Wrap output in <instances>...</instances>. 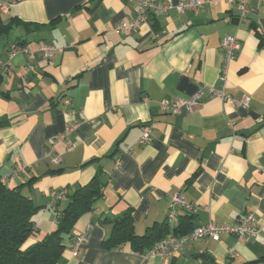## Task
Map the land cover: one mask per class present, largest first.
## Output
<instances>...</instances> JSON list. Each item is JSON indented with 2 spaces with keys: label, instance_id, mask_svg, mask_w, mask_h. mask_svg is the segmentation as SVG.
I'll return each mask as SVG.
<instances>
[{
  "label": "crops",
  "instance_id": "1",
  "mask_svg": "<svg viewBox=\"0 0 264 264\" xmlns=\"http://www.w3.org/2000/svg\"><path fill=\"white\" fill-rule=\"evenodd\" d=\"M1 1L10 4L0 13L2 24H10L0 35V62L10 74L0 69V119L8 121L0 129V176L9 187L35 178L22 192L46 207L33 218L35 231L22 249L54 227L49 195L88 183L100 167L107 177L103 197L77 220L57 264H161L147 262L128 243L103 247L110 233L103 221L128 209L139 236L162 223L172 228L186 214L194 229L211 222L234 226L251 212L261 225L256 237L198 239L173 258L178 264H264V0H249L241 23L226 0H201L197 12L182 13L178 5L185 0H157L174 8L154 19L155 29L148 22L135 33L115 28L136 16L126 0ZM225 37L240 46L227 68ZM12 43L30 54L9 61ZM39 43L61 51L43 62ZM199 89L194 112L160 111V101L188 99ZM210 89L247 96L249 106L225 104ZM145 125L149 141L136 145ZM174 196L195 211L178 208L169 220Z\"/></svg>",
  "mask_w": 264,
  "mask_h": 264
},
{
  "label": "trees",
  "instance_id": "2",
  "mask_svg": "<svg viewBox=\"0 0 264 264\" xmlns=\"http://www.w3.org/2000/svg\"><path fill=\"white\" fill-rule=\"evenodd\" d=\"M149 22L155 29L154 19ZM9 26L10 24L3 25L0 18V35L6 33ZM255 31L259 43H263L262 35L256 29ZM7 126L8 121L0 119V129ZM34 179L25 185L9 187L6 182H2L0 176V264H57L65 243L74 236L75 223L84 214L94 210L96 201L103 197V190L107 185V177L99 167L88 183L67 188V191L62 190L65 193L64 199L53 201L48 207L53 210L54 227L41 240L22 249L35 231L33 218L46 208L36 205L22 192V188ZM61 202L65 203L62 208ZM192 220L193 216L186 214L180 217L177 225L172 228L162 223L147 228L144 234L139 236L135 233L131 210L128 209L112 219L103 221L110 226V233L102 245L106 249H113L128 243L133 252L144 255L155 243L170 234L174 237L188 234L192 230ZM198 258L203 261L208 259L204 254H200ZM168 264L178 263L173 258Z\"/></svg>",
  "mask_w": 264,
  "mask_h": 264
},
{
  "label": "built area",
  "instance_id": "3",
  "mask_svg": "<svg viewBox=\"0 0 264 264\" xmlns=\"http://www.w3.org/2000/svg\"><path fill=\"white\" fill-rule=\"evenodd\" d=\"M132 3L136 7V16L129 23H120L115 28L118 32L129 31L130 33H135L138 27L142 24L148 23L150 19H156L158 17L164 16L167 12L174 8L171 2L159 3L157 0H126ZM227 2L233 4L238 11L237 22L241 23L248 16V5L249 0H226ZM201 0H185L180 5H178V10L182 13L187 10L197 12L202 7ZM10 4L8 2H2L0 0V13H5ZM221 46L224 50V67L227 68L229 63L233 61L240 50L238 40L235 37H225L222 40ZM37 51L40 54L42 61L47 62L53 56H55L60 49L55 48L52 45L45 43H39ZM30 51L25 45L18 43H12L7 48V56L9 61L13 60L18 55L28 56ZM8 65H4L0 62V69L10 74L7 68ZM31 66L27 65L25 67V73L23 78L25 79L31 70ZM211 96L217 97L222 100L225 104L234 105L241 107L243 109L248 108L249 98L243 96L240 99H234L232 97L226 96L221 91H214L210 89ZM203 92L201 89L197 90L190 98L180 99L175 98L173 100L164 99L160 101L159 107L163 114L167 115H178L183 110L186 113L194 112L201 105ZM232 123L229 127H232ZM151 129L149 126L145 125L141 128V135L136 142V145H145L150 138ZM55 163L57 159L53 160ZM21 171V168L14 169L10 177L16 176ZM2 182H6L2 179ZM65 193L52 192L49 196L53 201H60L64 199ZM182 209L184 212H193L195 208L188 205L181 197L174 196L169 204V214L168 219H174V212L176 209ZM261 232V225L257 222L255 215L251 212L245 214V216L238 221L234 226L231 225H216L215 223H209L205 226H199L192 229L188 234L184 236H168L157 243H155L152 248L143 255L144 259L148 261L158 260L161 264H166L173 259L175 253L179 252L187 243L202 239L205 241H219L222 237L231 236L235 238L238 242L247 241L253 237H256ZM81 239H76L73 244L72 255L76 257V252L79 248Z\"/></svg>",
  "mask_w": 264,
  "mask_h": 264
}]
</instances>
